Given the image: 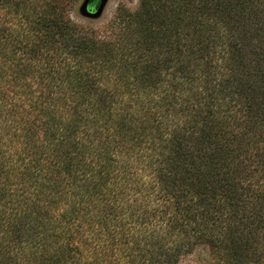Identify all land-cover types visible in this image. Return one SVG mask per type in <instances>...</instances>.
Wrapping results in <instances>:
<instances>
[{"label": "trees", "instance_id": "trees-1", "mask_svg": "<svg viewBox=\"0 0 264 264\" xmlns=\"http://www.w3.org/2000/svg\"><path fill=\"white\" fill-rule=\"evenodd\" d=\"M74 1L22 0L35 42L0 39V264H179L193 240L248 264L264 0H142L108 40Z\"/></svg>", "mask_w": 264, "mask_h": 264}, {"label": "rangeland", "instance_id": "rangeland-1", "mask_svg": "<svg viewBox=\"0 0 264 264\" xmlns=\"http://www.w3.org/2000/svg\"><path fill=\"white\" fill-rule=\"evenodd\" d=\"M21 2L22 0H9V2L2 1L0 3V39L2 44L7 45L11 41V43L24 46L25 44L32 45L36 40L35 33L31 32L34 26L32 20L35 21V18L30 21L31 18L26 17ZM39 2L45 4L46 0H39ZM84 3L85 0L73 2L70 10L72 20L85 30L93 31L99 38L107 40L123 34V29L127 28L124 19L128 21L129 16H136L142 10V0H108L101 15L92 18L83 13ZM144 173L140 168L139 174ZM148 184L150 185V182ZM156 202L159 201H155L153 204ZM214 249L215 251L210 249L204 242L193 240L191 244L186 245L184 250L181 249L183 254L179 264H218L215 256L217 247ZM111 251L112 249H109V252ZM88 252L90 251L83 252L82 258ZM92 252L88 257L90 261L94 256ZM227 254V251L224 250L221 257L228 258ZM245 258L248 260V264H264V250L253 248Z\"/></svg>", "mask_w": 264, "mask_h": 264}, {"label": "water", "instance_id": "water-1", "mask_svg": "<svg viewBox=\"0 0 264 264\" xmlns=\"http://www.w3.org/2000/svg\"><path fill=\"white\" fill-rule=\"evenodd\" d=\"M108 0H85L83 13L92 18H96L103 12Z\"/></svg>", "mask_w": 264, "mask_h": 264}]
</instances>
